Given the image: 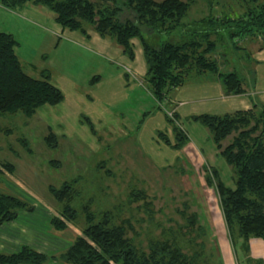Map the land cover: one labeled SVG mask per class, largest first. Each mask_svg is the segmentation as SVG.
I'll return each mask as SVG.
<instances>
[{
	"label": "rangeland",
	"instance_id": "1",
	"mask_svg": "<svg viewBox=\"0 0 264 264\" xmlns=\"http://www.w3.org/2000/svg\"><path fill=\"white\" fill-rule=\"evenodd\" d=\"M251 3L195 0L179 28L146 38L154 46L166 41L190 42L197 38L200 20L222 15L237 18ZM56 24L46 7L27 4L10 10L0 1V32L14 36L24 72L35 79H43L48 72L64 94L62 103L43 106L31 117L20 112L0 114V164L15 167L12 175L0 178V191L34 207L19 212L18 223L30 228L29 238L40 232L49 236L50 247L42 251L59 256L88 226V208L96 222L109 213L113 225L125 226L128 236L144 251L151 242L170 241L190 257L200 254L203 263L264 264V241L259 239L262 243L257 245L256 238L246 239L237 228L230 231L216 186L207 185L211 168L218 170L230 188L236 179L210 130L188 117V107L186 116L180 110L178 127L189 142L178 151L166 120L182 107L179 102L187 100L192 101L197 116L222 113L226 108L219 104L224 96L214 90L207 93L210 88L201 85L215 74L206 73L201 79L194 74L186 85L159 101L146 81L139 41L134 40L135 59L131 60L110 38H103V48L88 36ZM211 40L216 49L209 57L217 61L220 73L238 74L247 94L260 104L264 67L258 70L252 55L264 51V36L235 41L237 48L225 31L212 35ZM94 78L99 81L91 83ZM162 133L170 138L171 146L159 136ZM50 134L55 137L54 147L46 141ZM70 182H76L77 196L71 206L79 215L66 231L58 232L50 221L60 216L66 203L57 201L50 188L61 189ZM193 217L195 226L190 225ZM57 241L68 244L59 251Z\"/></svg>",
	"mask_w": 264,
	"mask_h": 264
},
{
	"label": "trees",
	"instance_id": "2",
	"mask_svg": "<svg viewBox=\"0 0 264 264\" xmlns=\"http://www.w3.org/2000/svg\"><path fill=\"white\" fill-rule=\"evenodd\" d=\"M5 8L17 10L27 4L48 8L55 22L63 29L88 36L93 30L102 38H110L135 59L134 40L139 41L147 66L146 81L155 98L165 99L173 90L183 87L190 76L212 73L218 75L228 95L245 93L243 80L235 72L220 73L216 60L209 57L216 49L212 35L225 31L233 46L235 41L264 36V0H251V5L237 18L225 16L204 18L197 22V38L190 42H163L152 45L155 35L171 33L182 25L195 0H0ZM89 37V36H88ZM17 41L12 34L0 32V114L24 113L31 117L43 106H56L64 101L63 92L51 82L47 72L43 79L26 74L16 54ZM172 126L173 147L180 151L189 136L178 127V115L166 119ZM192 120L207 127L221 156L235 170V187L226 186L217 169L211 168L206 178L209 187L216 186L228 229L237 228L240 235L264 241V106H253L233 114L199 115ZM180 126V125H179ZM234 135V136H233ZM167 145L171 140L165 134ZM224 147L223 143L232 137ZM55 137L46 141L54 147ZM55 144V145H54ZM14 165L0 164V178L14 173ZM76 182L65 183L61 189L50 191L66 206L60 216L51 219L52 229L66 231L78 218L71 206L77 196ZM142 198L144 197L143 194ZM22 210L33 211L20 198L0 191V227L17 219ZM88 226L71 246L59 256H49L24 246L14 254H1L0 264H208L198 256L185 254L177 243L151 242L148 251L141 250L128 236L123 225H113L109 213L96 222L93 213L85 208ZM196 217L190 221L195 226ZM201 260V259H200Z\"/></svg>",
	"mask_w": 264,
	"mask_h": 264
},
{
	"label": "crops",
	"instance_id": "3",
	"mask_svg": "<svg viewBox=\"0 0 264 264\" xmlns=\"http://www.w3.org/2000/svg\"><path fill=\"white\" fill-rule=\"evenodd\" d=\"M41 14L43 15V13H41ZM57 30H59L58 32H61V31L63 32V30H61L60 28H57ZM88 36H89V41H91L92 43H97L98 45H100L103 48L105 47L103 38L98 36V34L94 30L91 29L88 32ZM134 42L135 41H133V44L136 47V44ZM248 50H250V48ZM252 54H254L253 50L251 51V55ZM252 58H254V61L256 63L255 67L256 68L259 67L257 69L261 70L264 67V51L261 50L259 52H256L255 57L252 55ZM203 76H205V75H201L198 78L201 79ZM217 76L218 75L215 74V76H213L214 78L208 79L206 81L203 80L204 82H202L203 84H201V85H206L207 87L210 88V90L206 89L205 92H207V91L210 92L211 90H214V91H218L220 93V95H223L225 100H222V103L219 105L221 106L220 108H226V109H224L222 113H212V112L208 111L209 113H206V114H209V115L214 114L216 116H224V115L233 114L237 111L250 110L253 108V106H264V99L262 98L261 103L258 104L257 101L256 102L254 101L253 95L247 94L246 88H244L245 93L242 95L226 96V91L223 87L222 80L219 76L218 77ZM91 81H92L91 83H94V82L99 81V79L94 78ZM243 86L245 87V85H243ZM217 101H220V100H217ZM179 104H182L181 105L182 107L179 108L177 111V115L179 117L181 116L179 111L182 109H183L184 115L186 116V112H185L186 107H188V117L189 118L197 116L195 114L198 111H195V109L192 108L191 105L193 103L191 100H189V101L187 100L185 102H179ZM217 114H221V115H217ZM19 217H20V215H18L16 220L11 221V222H7L6 224H4L0 227V253L1 254H14V253L19 252L22 247H24V246L29 247V245H32L33 247H35L38 250V251L36 250L37 252L45 254L42 250H46L50 247L49 241H51L50 240L51 238L47 235H43L42 232H40V235H37L34 233V237H31V239H30L29 238V229L30 228L24 224L18 223V220H20ZM254 241H256L258 243L257 245H261L260 243H262L257 238L254 239ZM56 244L59 245L56 248H58L59 251L60 250L62 251L65 248V246H67L68 242L57 241ZM51 264H58V263L52 262ZM230 264H232V263L230 262Z\"/></svg>",
	"mask_w": 264,
	"mask_h": 264
},
{
	"label": "built area",
	"instance_id": "4",
	"mask_svg": "<svg viewBox=\"0 0 264 264\" xmlns=\"http://www.w3.org/2000/svg\"><path fill=\"white\" fill-rule=\"evenodd\" d=\"M169 116H170V117H173V114H170Z\"/></svg>",
	"mask_w": 264,
	"mask_h": 264
}]
</instances>
